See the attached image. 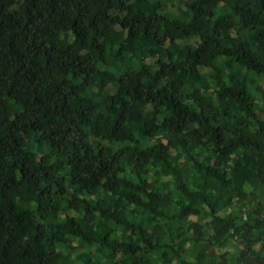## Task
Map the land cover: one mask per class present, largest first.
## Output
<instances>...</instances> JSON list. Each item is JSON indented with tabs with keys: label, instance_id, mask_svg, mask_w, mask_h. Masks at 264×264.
<instances>
[{
	"label": "trees",
	"instance_id": "1",
	"mask_svg": "<svg viewBox=\"0 0 264 264\" xmlns=\"http://www.w3.org/2000/svg\"><path fill=\"white\" fill-rule=\"evenodd\" d=\"M259 187L264 0H0V264H215Z\"/></svg>",
	"mask_w": 264,
	"mask_h": 264
},
{
	"label": "flooded vegetation",
	"instance_id": "2",
	"mask_svg": "<svg viewBox=\"0 0 264 264\" xmlns=\"http://www.w3.org/2000/svg\"><path fill=\"white\" fill-rule=\"evenodd\" d=\"M264 188L239 199L237 212L228 213L221 246L206 247L215 264H264ZM243 221V223H240ZM214 264V263H211Z\"/></svg>",
	"mask_w": 264,
	"mask_h": 264
},
{
	"label": "clouds",
	"instance_id": "3",
	"mask_svg": "<svg viewBox=\"0 0 264 264\" xmlns=\"http://www.w3.org/2000/svg\"><path fill=\"white\" fill-rule=\"evenodd\" d=\"M117 147H122V145H117ZM133 179H135V177H132ZM139 182V181H137ZM240 223H243V221H241Z\"/></svg>",
	"mask_w": 264,
	"mask_h": 264
}]
</instances>
